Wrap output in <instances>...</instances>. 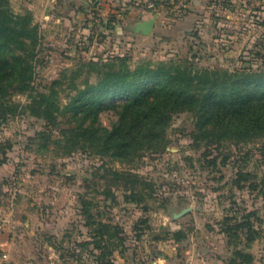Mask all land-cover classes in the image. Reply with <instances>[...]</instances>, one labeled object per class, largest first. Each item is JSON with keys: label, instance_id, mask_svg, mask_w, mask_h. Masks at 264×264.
<instances>
[{"label": "rangeland", "instance_id": "rangeland-1", "mask_svg": "<svg viewBox=\"0 0 264 264\" xmlns=\"http://www.w3.org/2000/svg\"><path fill=\"white\" fill-rule=\"evenodd\" d=\"M9 2L17 13L30 10L39 25L36 88L46 90L56 80L63 104L76 91L74 84L97 80L89 62L118 56L128 57L131 68L174 60L195 68L264 69V23L255 29L247 16L225 19L218 5L213 22L202 13L184 21L187 6L171 9L184 0H157L156 8L140 0L144 9L137 5L136 12L143 9L151 16L162 3L168 21L166 32L142 36L133 30L139 16L132 17L131 8L122 3L113 8L128 11L131 18L120 20L132 31L119 34L103 30L96 19L97 3L89 11L76 0ZM227 5L237 12L233 0ZM78 10L85 13L77 17ZM91 12L95 18L88 16ZM34 94L13 93L23 110L0 123V157H7L0 164V237L11 240L12 264H98L94 228L100 219L118 224L126 235L124 251L118 248L111 256L117 264H153L160 256L171 264H235L224 216L241 218L252 210L258 211L251 219L260 235L251 242L243 238L240 247L252 253L253 264H264V140L208 145L195 137L192 114L182 112L173 117L164 151L120 162L56 143L63 136L60 129L28 109ZM100 117L107 126L116 119L113 111ZM61 124L66 125L65 117ZM110 168L140 173L152 181L153 196L133 200L108 174ZM239 170L248 176L240 182L243 186L235 182ZM177 230L184 233L179 240L173 234Z\"/></svg>", "mask_w": 264, "mask_h": 264}, {"label": "trees", "instance_id": "trees-1", "mask_svg": "<svg viewBox=\"0 0 264 264\" xmlns=\"http://www.w3.org/2000/svg\"><path fill=\"white\" fill-rule=\"evenodd\" d=\"M113 22L114 16L109 18V27H114ZM40 39L30 10L17 13L9 0H0V123L23 110L12 99L13 93L35 91L28 109L51 128L60 129L63 136L56 143L69 149H91L120 162L134 163L147 153L164 151L173 117L182 112L192 114L195 137L208 145L264 140V69L195 68L174 60L143 62L131 68L128 57L118 56L89 62L97 80L74 84L76 91L63 104L56 80L46 90L35 86ZM103 111L116 115L111 126L101 121ZM61 117L66 119L65 126ZM6 160L0 157V164ZM211 162L216 165V157ZM108 174L129 190L133 200L143 202L153 196L152 181L132 169L110 168ZM237 174L235 182L243 186L240 182L248 179L247 173L239 170ZM85 211L90 213L88 207ZM257 214L252 210L241 218L224 216L223 231L228 243L234 244L231 262L235 264H253L252 253L240 245L243 238L251 242L260 235L251 219ZM94 231L97 263L117 264L111 256L118 248L124 251L126 235L118 224L102 219ZM173 234L176 240L184 235L180 230Z\"/></svg>", "mask_w": 264, "mask_h": 264}, {"label": "crops", "instance_id": "crops-1", "mask_svg": "<svg viewBox=\"0 0 264 264\" xmlns=\"http://www.w3.org/2000/svg\"><path fill=\"white\" fill-rule=\"evenodd\" d=\"M49 2V4H55V3H60L62 4L63 0H47ZM79 4V2L81 1L80 5H86L88 7H90L89 11L91 10V8H93V5L95 3H97V5H95L97 8L100 9V12H97V15L99 16V18H96L97 20L99 19L101 22V25L103 26V30L106 29L108 31H115L119 34H121L124 29H128L130 32L132 31V26L129 25H123L124 23L121 22L120 19H123V22H125L124 20L127 18H131L129 16L128 11H120L119 9L113 8V5L115 4H124L126 5V7L131 8V12L132 17L133 16H139V19L136 20L140 21L142 19H146L151 17L149 12H143L144 9V4H142L140 2V0H76ZM227 1L228 0H218V1H213V0H184L183 3H181V5H172L171 9L172 11L175 10V8H178V6H187L188 10H187V15H185L186 18L184 21L190 20V18H196V16L202 17L204 16L205 21L208 19L206 16H209V19L211 18V22H213V13L214 10H216V6L218 5L219 9H220V13L222 14V16L226 19L227 17H236V21H239L241 18L246 17L247 21H251L250 25L252 27H255V29H259L261 25V23H264V0H233L234 4L236 5V10L237 12L231 11L229 9H227L228 5H227ZM119 2V3H118ZM72 5V2H69V5ZM76 4V3H73ZM137 5H143V9L142 11H135L137 10L136 8L139 7ZM95 8V7H94ZM140 8V7H139ZM165 8L166 6H164V4L161 3V6L158 9L157 13V21H156V26L155 29L157 31V34L160 35V33H162L163 31H167V26H164L165 23H168V21L165 19L166 17V12H165ZM181 10V9H180ZM87 11V10H86ZM135 11V12H134ZM134 12V13H133ZM85 12H83L82 10H78L77 11V17H81L80 14H84ZM197 15H194V14ZM177 15H179V12L176 13ZM219 14V13H218ZM51 14H48V16ZM88 16H93L94 17V13H88ZM112 16H114L116 18V22L114 23V27L111 28L108 25L109 22V18H111ZM167 18V17H166ZM180 21V20H179ZM182 21V22H184ZM208 21V20H207ZM181 27V25H176V29H179ZM162 31V32H161ZM142 36H146V35H142ZM10 246H12L11 240L8 239L7 237L1 236L0 237V253H2V255H0V264H12L13 259L11 258V254L8 251L10 249ZM153 264H171L170 261L166 258V257H162L160 256L159 258H157L156 260L153 261Z\"/></svg>", "mask_w": 264, "mask_h": 264}, {"label": "water", "instance_id": "water-1", "mask_svg": "<svg viewBox=\"0 0 264 264\" xmlns=\"http://www.w3.org/2000/svg\"><path fill=\"white\" fill-rule=\"evenodd\" d=\"M157 13H154L151 17L137 21L133 27V30L137 33L144 35L151 34L156 26Z\"/></svg>", "mask_w": 264, "mask_h": 264}, {"label": "built area", "instance_id": "built-area-1", "mask_svg": "<svg viewBox=\"0 0 264 264\" xmlns=\"http://www.w3.org/2000/svg\"><path fill=\"white\" fill-rule=\"evenodd\" d=\"M149 7L156 8L157 0H143Z\"/></svg>", "mask_w": 264, "mask_h": 264}]
</instances>
